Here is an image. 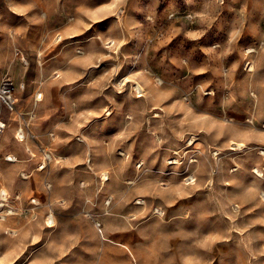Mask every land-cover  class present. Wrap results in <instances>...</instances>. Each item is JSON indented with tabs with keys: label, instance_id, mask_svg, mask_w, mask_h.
Masks as SVG:
<instances>
[{
	"label": "rangeland",
	"instance_id": "rangeland-1",
	"mask_svg": "<svg viewBox=\"0 0 264 264\" xmlns=\"http://www.w3.org/2000/svg\"><path fill=\"white\" fill-rule=\"evenodd\" d=\"M7 76L0 264H264V0H0Z\"/></svg>",
	"mask_w": 264,
	"mask_h": 264
},
{
	"label": "built area",
	"instance_id": "built-area-1",
	"mask_svg": "<svg viewBox=\"0 0 264 264\" xmlns=\"http://www.w3.org/2000/svg\"><path fill=\"white\" fill-rule=\"evenodd\" d=\"M23 89L24 85H17L12 77L7 76L0 81V156L2 153L1 143L3 136L7 132L8 128L11 126V121L5 117L4 113H9L10 115L19 114V101L17 99V91H22ZM28 127L29 123L18 128L15 134V139L17 140V142H24L27 139ZM27 152L31 153V150L27 148ZM3 158L6 162L9 163L18 162L17 157L11 153L4 154ZM21 176L23 178H27L28 174L26 172H23L21 173ZM20 199V193H10L6 190L0 191V220H4L7 217L17 213V202ZM31 202L36 205L34 200H32ZM49 218L51 223H53L52 215L49 216Z\"/></svg>",
	"mask_w": 264,
	"mask_h": 264
},
{
	"label": "bare ground",
	"instance_id": "bare-ground-1",
	"mask_svg": "<svg viewBox=\"0 0 264 264\" xmlns=\"http://www.w3.org/2000/svg\"><path fill=\"white\" fill-rule=\"evenodd\" d=\"M4 137V136H3ZM53 137H54V135H53ZM3 140V139H2ZM264 153V152H263ZM174 163V162H173ZM176 163V162H175ZM259 171V170H258ZM140 201H143L142 199H139ZM36 201V200H35ZM37 202V201H36Z\"/></svg>",
	"mask_w": 264,
	"mask_h": 264
},
{
	"label": "crops",
	"instance_id": "crops-1",
	"mask_svg": "<svg viewBox=\"0 0 264 264\" xmlns=\"http://www.w3.org/2000/svg\"><path fill=\"white\" fill-rule=\"evenodd\" d=\"M3 139H4V137H3ZM3 141V140H2ZM7 163H9V162H7Z\"/></svg>",
	"mask_w": 264,
	"mask_h": 264
}]
</instances>
